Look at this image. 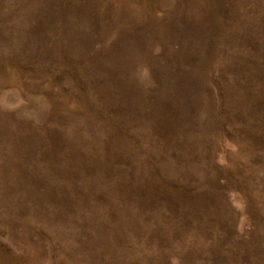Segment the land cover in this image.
<instances>
[{"label":"rangeland","instance_id":"obj_1","mask_svg":"<svg viewBox=\"0 0 264 264\" xmlns=\"http://www.w3.org/2000/svg\"><path fill=\"white\" fill-rule=\"evenodd\" d=\"M0 264H264V0H0Z\"/></svg>","mask_w":264,"mask_h":264}]
</instances>
